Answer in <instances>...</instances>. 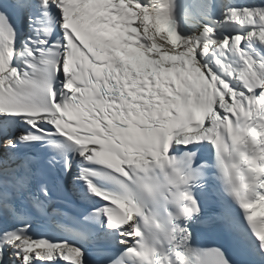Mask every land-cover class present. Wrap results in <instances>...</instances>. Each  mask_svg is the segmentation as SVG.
<instances>
[{
	"label": "snow or ice",
	"instance_id": "6c2138e0",
	"mask_svg": "<svg viewBox=\"0 0 264 264\" xmlns=\"http://www.w3.org/2000/svg\"><path fill=\"white\" fill-rule=\"evenodd\" d=\"M0 264H264V0H0Z\"/></svg>",
	"mask_w": 264,
	"mask_h": 264
}]
</instances>
